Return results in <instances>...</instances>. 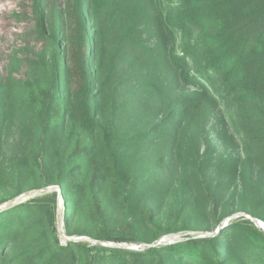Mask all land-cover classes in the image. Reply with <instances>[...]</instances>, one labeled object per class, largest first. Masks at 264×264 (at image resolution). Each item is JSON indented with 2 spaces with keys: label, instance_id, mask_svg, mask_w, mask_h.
Returning <instances> with one entry per match:
<instances>
[{
  "label": "trees",
  "instance_id": "obj_1",
  "mask_svg": "<svg viewBox=\"0 0 264 264\" xmlns=\"http://www.w3.org/2000/svg\"><path fill=\"white\" fill-rule=\"evenodd\" d=\"M30 2L44 47L25 80L0 70V153L20 109L30 132L0 207L58 186L66 235L100 243L62 246L47 191L0 210V264H264L245 216L200 236L237 212L264 222V0Z\"/></svg>",
  "mask_w": 264,
  "mask_h": 264
},
{
  "label": "rangeland",
  "instance_id": "obj_2",
  "mask_svg": "<svg viewBox=\"0 0 264 264\" xmlns=\"http://www.w3.org/2000/svg\"><path fill=\"white\" fill-rule=\"evenodd\" d=\"M30 0H0V70L1 72L7 76L8 74L13 75V77L21 82L27 78V60L31 59L32 55L28 52L35 49H29L28 46L36 48V51L41 50L44 46L43 43H37L30 39L27 36L33 29V22L29 19L23 18L26 13L29 12L30 7ZM23 114V111L20 109L18 112V124L17 127L13 130L12 133L8 135L7 143L0 153V173L1 168L5 165H9L10 161L13 159L15 155L20 154L23 151V147L30 136L29 129L25 125L20 124V116ZM131 118L130 116H126L125 120L129 121ZM140 124V123H139ZM142 125V124H140ZM194 134V132H193ZM201 150L207 148V146L214 145L218 142V136L215 133L210 131L209 124L206 123L204 125V129L201 131ZM193 139H196L192 136ZM142 150V149H141ZM141 152L143 151H136L133 156V163L138 164L141 159ZM239 152L242 153L240 150ZM226 154L232 153V151L225 152ZM36 190H43V189H36ZM35 191V190H31ZM49 191V190H47ZM43 192L38 195H34L31 197L21 196L16 199L18 202H23L32 198L42 197L48 193L52 192ZM55 191V190H52ZM13 193V189L10 186L6 189V192H0V199L4 197H9ZM151 191L149 192V194ZM57 203H56V221L57 225L61 227L62 230H65V218L68 215L66 203L62 199V195L59 193L57 194ZM15 200V199H13ZM145 201L141 200L140 205L138 206V211L142 212L145 208ZM7 204V203H6ZM5 204V205H6ZM5 205H2L4 207ZM242 213V212H241ZM237 212L233 215V217L226 218L223 223H228L233 218H238ZM240 217V216H239ZM193 235L192 233H179L173 236H167L164 238L168 239H184V236ZM79 238V237H77ZM60 243L62 246L67 245V240L61 236ZM105 244V243H104ZM122 246L125 247H132V248H141L144 247L143 245H127L123 244Z\"/></svg>",
  "mask_w": 264,
  "mask_h": 264
},
{
  "label": "water",
  "instance_id": "obj_3",
  "mask_svg": "<svg viewBox=\"0 0 264 264\" xmlns=\"http://www.w3.org/2000/svg\"><path fill=\"white\" fill-rule=\"evenodd\" d=\"M47 190L49 191H52V190H55L57 191L60 195H61V189L60 187L58 186H53V187H50L49 189H43V190H35V191H28L25 193V197H31V196H34V195H38V194H41L43 192H46ZM18 201V199H15V200H12L11 202L7 203L4 207H2L0 210H3V209H6L14 204H16V202ZM239 216H245L246 218L250 219L257 227H259L260 229H262L264 231V222L259 220L258 218L256 217H252L248 214H245V213H241V214H238V217ZM225 226H227V222L226 223H221L218 228L213 231V232H207V233H204V234H201L200 236L201 237H210V236H215L217 234H219L224 228ZM58 229H59V232L60 234L67 240V241H75V242H90V243H93V244H99L100 242L97 241V240H92L90 239L89 237H79V238H75V237H68L65 233L64 230L61 229V227L58 226ZM103 246H110V247H114L113 244H102ZM149 248H152V247H156V244H151L148 246ZM130 249H134V250H138V248H132L130 247Z\"/></svg>",
  "mask_w": 264,
  "mask_h": 264
},
{
  "label": "built area",
  "instance_id": "obj_4",
  "mask_svg": "<svg viewBox=\"0 0 264 264\" xmlns=\"http://www.w3.org/2000/svg\"><path fill=\"white\" fill-rule=\"evenodd\" d=\"M180 240H182V239H178L177 238V240L176 239H174V240H170V239H168V238H163L162 240H161V242L160 243H174V242H177V241H180ZM138 248V247H137ZM139 249V248H138Z\"/></svg>",
  "mask_w": 264,
  "mask_h": 264
}]
</instances>
